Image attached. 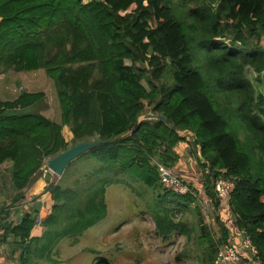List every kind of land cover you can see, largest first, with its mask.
<instances>
[{
    "label": "trees",
    "instance_id": "trees-1",
    "mask_svg": "<svg viewBox=\"0 0 264 264\" xmlns=\"http://www.w3.org/2000/svg\"><path fill=\"white\" fill-rule=\"evenodd\" d=\"M262 37L264 0H0V76L44 71L60 109L59 122L29 113L45 95L26 90L0 100V205L10 203L0 230L16 239L19 264H55L60 240L77 242L104 220L114 185L144 200L163 243L174 234L191 242L198 229L201 264H214L230 228L250 238L264 264V97L248 76L264 72ZM181 133L202 160L215 209L214 182L234 180L230 217H215L217 239L195 209L196 191L177 196L160 183V166L179 162ZM90 141L103 143L60 179L43 176L52 201L43 219L33 202L18 225L4 222L47 160ZM66 177L72 186H62ZM187 211L199 218L189 229L177 217Z\"/></svg>",
    "mask_w": 264,
    "mask_h": 264
},
{
    "label": "rangeland",
    "instance_id": "rangeland-1",
    "mask_svg": "<svg viewBox=\"0 0 264 264\" xmlns=\"http://www.w3.org/2000/svg\"><path fill=\"white\" fill-rule=\"evenodd\" d=\"M260 41V46L264 48V37ZM248 74L255 88L256 96L264 97V72L260 75ZM21 88H25L30 93L38 92L45 95L41 102L29 110V113L39 114L48 120L59 122L60 109L56 98V88L44 71L10 72L2 84V98L11 101ZM144 118L145 116L140 119ZM63 135L70 137L71 133L68 127H64ZM180 135L187 136L184 133ZM189 140H191L190 137H187V141ZM189 152L188 145L183 144L182 148L178 150L179 162L172 172L178 179L186 183L190 190L197 191L199 200L197 207L195 203L190 209L196 207L195 209L199 210L202 223L217 239L219 226L215 222V217L218 216L224 223L230 214L227 206H221V204L219 211L213 208L203 209V200L207 196L202 190L203 176L198 167L197 155L191 156ZM44 166L42 175L48 173L54 176L49 171L45 172ZM75 167L71 166L69 175ZM65 179L67 180L64 183L61 180L62 186H72L73 177ZM32 197L29 201L36 203L35 197ZM105 197L107 215L104 220L84 231L78 237L76 244H71L72 239L69 237L60 240L56 247L57 254L53 253L52 255L56 261L55 264H201L198 260L201 250L193 244L198 235V229L192 235L191 242H188L185 235L174 234L169 241L163 243L155 234V225L151 217L145 214L144 200L119 185L109 187ZM177 217L187 229L197 221L199 223L198 215L189 211L183 215L179 214ZM227 223L229 224V221ZM42 231L44 232L43 229ZM230 231H232L231 228ZM246 264L249 263L246 262ZM254 264L258 263L255 261Z\"/></svg>",
    "mask_w": 264,
    "mask_h": 264
},
{
    "label": "built area",
    "instance_id": "built-area-1",
    "mask_svg": "<svg viewBox=\"0 0 264 264\" xmlns=\"http://www.w3.org/2000/svg\"><path fill=\"white\" fill-rule=\"evenodd\" d=\"M198 156L199 154H197V157ZM172 170L173 169H168L160 166L159 178L162 187L177 196H187L188 194H192V190H190L189 186L180 179H178L174 175ZM234 188H235V183L234 180L232 179L219 177L214 182L213 190L217 200L219 201V207L220 204L221 206L229 205L230 195L232 194ZM202 190L204 191L203 188ZM196 195H197V191H196ZM32 205H33L32 201L27 200L23 204H16V208L19 210L23 208L24 210L25 208H28L29 206ZM219 207H218V211L220 209ZM14 208L15 207H13V209ZM207 208H213L215 210L213 206V201L206 196V199L203 200V209H207ZM235 236L240 239L237 244H235L232 241L231 239L232 235H229L228 245L218 247V252L215 256L214 264H242L244 259H246L248 263H255V257L257 251L254 245L252 244L250 238L243 233H237Z\"/></svg>",
    "mask_w": 264,
    "mask_h": 264
},
{
    "label": "crops",
    "instance_id": "crops-1",
    "mask_svg": "<svg viewBox=\"0 0 264 264\" xmlns=\"http://www.w3.org/2000/svg\"><path fill=\"white\" fill-rule=\"evenodd\" d=\"M89 1H91V0H89ZM85 2H88V0H85ZM6 76H0V100L1 101H7V100H4L2 98V94H1L2 93V84H3L4 78H6ZM22 90H26V89L25 88L24 89L21 88L20 91H22ZM18 93H19V91H18ZM15 98H13V99H15ZM187 137H190V136H188V135L186 136V142H184L183 144L187 143ZM64 138H65L66 142H69L72 139V134L70 135V137H65L64 136ZM183 144H180L181 148H182ZM176 153L178 154V151H176ZM189 154H190V152H189ZM198 161L202 162V160H201V158L199 156H198ZM41 172H44L43 169H42ZM41 172L35 178V180L33 181V184L28 189L25 190V193H24L25 198H24V200H21L18 203V204H23L27 200H30V198L32 196L35 197L34 200L36 199V201H37L36 203L41 205L40 210H39V216H38V219H37L38 222L41 219H43V216L45 217L49 213L51 205H52V201L50 199V194H49L48 191L45 190L46 183L43 180V175H42ZM50 173H52V172H50ZM54 176L58 177L55 174H54ZM9 204H10L9 201H7V203L5 205H0V211L4 210V208H7ZM227 209H228V206H227ZM24 212H25V209L23 210V208H22L21 210H19V209L16 208V206H15L14 209L13 208H9L8 215L5 217L6 220L4 222H6V224H8V225L16 226L21 221V218H22ZM42 229L43 228L40 227L39 225L35 226L32 235L35 236V237L41 236L43 234ZM229 232H230L229 235H232V237H231L232 241L235 244H237L240 239L237 238L235 235L238 232L234 231V230L233 231H229ZM15 241H16V239L12 235H8V236H5V237L2 236V230H0V264H19L18 256L20 255V249L18 248V246L14 245ZM76 243L77 242H75L72 239L71 244H76ZM56 249L57 248H55V250L53 252L55 255L57 254ZM246 262H247V260L244 259L242 264H246ZM249 264H254V263H249Z\"/></svg>",
    "mask_w": 264,
    "mask_h": 264
},
{
    "label": "water",
    "instance_id": "water-1",
    "mask_svg": "<svg viewBox=\"0 0 264 264\" xmlns=\"http://www.w3.org/2000/svg\"><path fill=\"white\" fill-rule=\"evenodd\" d=\"M160 119L164 120V118ZM102 143L103 141H90L74 144L56 157L47 160L44 166V170L50 171L59 177L63 174L68 164Z\"/></svg>",
    "mask_w": 264,
    "mask_h": 264
}]
</instances>
